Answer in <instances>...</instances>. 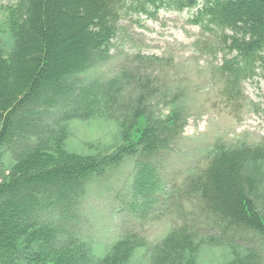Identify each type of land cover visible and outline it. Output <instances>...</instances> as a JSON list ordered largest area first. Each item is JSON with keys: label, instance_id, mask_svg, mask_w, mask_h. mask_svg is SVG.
<instances>
[{"label": "trees", "instance_id": "obj_1", "mask_svg": "<svg viewBox=\"0 0 264 264\" xmlns=\"http://www.w3.org/2000/svg\"><path fill=\"white\" fill-rule=\"evenodd\" d=\"M7 1L0 34L14 41L7 51L0 37V264H132L150 242L130 221L167 214L178 222L149 264H196L204 245L229 247L228 264H264V141L220 145L179 182L167 165L188 114L162 59L128 55L111 76L83 74L111 60L125 22L188 11L200 28L196 52L222 55L221 95L240 107L244 83L264 78V0ZM159 104L167 115L156 114ZM95 116L118 120L122 142L108 153L68 150V123ZM127 156L130 190L117 198L129 220L98 254L82 232L81 204Z\"/></svg>", "mask_w": 264, "mask_h": 264}, {"label": "rangeland", "instance_id": "obj_2", "mask_svg": "<svg viewBox=\"0 0 264 264\" xmlns=\"http://www.w3.org/2000/svg\"><path fill=\"white\" fill-rule=\"evenodd\" d=\"M7 0H0L7 5ZM5 16L0 15V21ZM189 12L161 10L156 18H142L124 23L120 36L115 39L112 58L86 72L84 76H111L126 57L133 55L155 56L162 59V77L172 90L184 88L180 103L186 108L188 121L178 141L171 164L167 165L170 177L179 182L194 168L208 162L207 155L220 145L240 146L264 141V78L257 77L244 83V98L240 107H234L221 95V82L214 72L222 55L209 57L196 52L193 42L200 28L189 21ZM7 51L14 38L8 31L0 34ZM165 72L166 73L165 75ZM84 84L88 80H83ZM238 104V105H239ZM159 116L167 115L169 106L154 107ZM50 119V117H48ZM67 149L79 154L111 152L122 142L118 120L108 117L76 119L68 123ZM135 156H127L106 177L90 183L83 198L79 223L89 238L104 254L105 249L120 235L122 220H129L117 198L130 190ZM264 169V168H263ZM178 222L175 215H160L156 219L132 226L150 242L136 250L132 264H149L152 246L161 241ZM232 251L224 245H204L197 255L196 264H228Z\"/></svg>", "mask_w": 264, "mask_h": 264}]
</instances>
